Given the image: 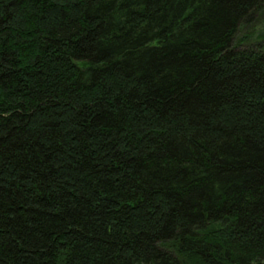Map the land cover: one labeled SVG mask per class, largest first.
I'll return each mask as SVG.
<instances>
[{
    "label": "trees",
    "instance_id": "obj_1",
    "mask_svg": "<svg viewBox=\"0 0 264 264\" xmlns=\"http://www.w3.org/2000/svg\"><path fill=\"white\" fill-rule=\"evenodd\" d=\"M262 15L0 0V264H264Z\"/></svg>",
    "mask_w": 264,
    "mask_h": 264
},
{
    "label": "rangeland",
    "instance_id": "obj_2",
    "mask_svg": "<svg viewBox=\"0 0 264 264\" xmlns=\"http://www.w3.org/2000/svg\"><path fill=\"white\" fill-rule=\"evenodd\" d=\"M255 20H256V22H254V24H255L254 34L250 36L249 41H248V45L257 44V42H263L262 44H264V39H263V41H261V39H260V38H264V37H259L258 38V35H260V34L264 35V15H262L261 17L258 16V18L256 16ZM250 27H249V29H250ZM249 29L246 30V31L242 30V32L239 33V37L241 35H243L244 31L249 35V33H248Z\"/></svg>",
    "mask_w": 264,
    "mask_h": 264
}]
</instances>
